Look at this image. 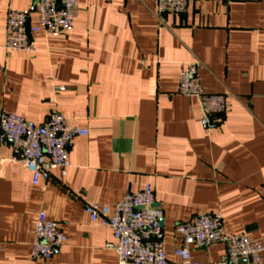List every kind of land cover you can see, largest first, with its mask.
I'll return each mask as SVG.
<instances>
[{"label": "crops", "instance_id": "obj_1", "mask_svg": "<svg viewBox=\"0 0 264 264\" xmlns=\"http://www.w3.org/2000/svg\"><path fill=\"white\" fill-rule=\"evenodd\" d=\"M78 3L70 33H35L36 52L25 53L5 48L7 13L31 11L33 0H0V111L35 124L58 111L89 131L71 146L65 173L39 185L0 143V264H118L111 230L85 205L113 210L147 185L164 214L169 264H182L176 225L198 215L220 214L228 234L264 244V0H188L183 14H160L157 0ZM192 62L208 93L229 96L210 123L197 99L178 92ZM42 210L67 241L34 261ZM224 252L217 244L192 257L217 264Z\"/></svg>", "mask_w": 264, "mask_h": 264}, {"label": "built area", "instance_id": "obj_2", "mask_svg": "<svg viewBox=\"0 0 264 264\" xmlns=\"http://www.w3.org/2000/svg\"><path fill=\"white\" fill-rule=\"evenodd\" d=\"M160 14H183L188 0H157ZM78 0H33L31 11L9 9L6 22L8 52H36L32 35L45 32L61 36L70 33L80 13ZM36 14L38 25L31 27L29 17ZM196 62L186 64L179 80V94L199 102L203 118L210 123L227 113L229 96L211 94L202 86ZM62 88L61 90H63ZM89 135L86 129L71 128L67 118L52 111L45 121L35 124L15 113L0 111V143L9 144L12 161L21 164L32 175L34 185L49 181L55 169L64 173L69 166V151L75 140ZM264 197V185L262 187ZM85 211L93 223L109 228L113 242L107 248L116 252L118 264H169L162 209L156 207L152 186L138 193L128 192L111 210L97 203L86 204ZM175 235L181 241L176 255L182 264H199L192 257L193 248L207 249L224 245L225 252L217 264H264V244L247 234L230 235L225 231L220 214H203L178 223ZM62 225L39 214L31 259H51L66 244Z\"/></svg>", "mask_w": 264, "mask_h": 264}, {"label": "water", "instance_id": "obj_3", "mask_svg": "<svg viewBox=\"0 0 264 264\" xmlns=\"http://www.w3.org/2000/svg\"><path fill=\"white\" fill-rule=\"evenodd\" d=\"M161 224H162V226H163V221L161 222ZM245 262H249V263H250L251 261H250V259H249V260H247V261H243V263H245Z\"/></svg>", "mask_w": 264, "mask_h": 264}]
</instances>
